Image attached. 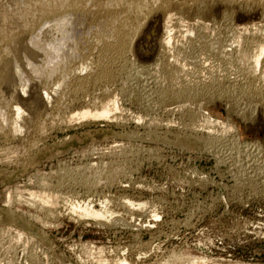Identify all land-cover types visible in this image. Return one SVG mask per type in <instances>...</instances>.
Listing matches in <instances>:
<instances>
[{"label":"rangeland","instance_id":"1","mask_svg":"<svg viewBox=\"0 0 264 264\" xmlns=\"http://www.w3.org/2000/svg\"><path fill=\"white\" fill-rule=\"evenodd\" d=\"M240 14L232 20L235 28L250 21L264 24L260 13H250L248 17ZM222 23L216 26L223 27ZM222 27L224 32L225 26ZM152 32L147 35L151 37ZM145 39L138 43L143 46L138 52L147 58L145 43L156 46L158 35L154 43ZM94 46L93 42L94 57L91 56L97 59ZM163 59L159 57L166 62ZM129 60L124 61L126 65L123 63L127 68L111 67L113 72L107 79L73 91L76 93L72 92L73 99L68 100L67 110L55 112L61 116L58 125H52L50 118L44 117L47 120L44 129L34 134L38 142L33 150L31 147L22 151L12 161H0V238H3L0 257L6 255L4 249L13 247L20 264L28 261L29 264H97L100 256L97 247H101L102 256L115 264L120 259H125L126 264H158L162 260L187 264L193 258L220 264H264V130L260 125L248 126L240 115L241 108L249 110L246 104L253 107V102L257 105L256 101H261L263 85L258 84L259 93L244 94L237 89L230 90L231 93L223 88L218 95L221 90L215 86L207 89L212 93L210 98L206 90L199 93V103L204 102L200 107L197 102L187 105L190 111L201 109L198 111L201 114L207 113L221 121L228 118L240 131L239 141H258L262 148L260 154L253 150L248 156L237 148L231 152L233 149L227 141L216 144L214 149L219 151L213 152L203 142L207 133L194 124L192 127L193 112L188 113L186 104L184 107L173 97L166 80L157 77L153 82V78H148L146 83L144 74H134ZM165 65L158 62V69L166 70ZM149 82V87L156 90H163L159 88L162 83L161 87L166 86L170 93L151 102L141 87ZM237 92L241 94L236 95ZM229 93L232 101L227 98ZM107 96L119 98L122 110L117 120L112 117L70 124L63 121L68 110H77ZM241 104L244 107L239 108ZM230 136L232 133L226 135ZM4 144L0 138V146ZM111 163L119 169L115 170L111 182L106 183L110 178L103 180L102 177L104 174L111 177ZM92 166L103 167L101 179H96L98 169L94 171ZM64 168L68 173H63ZM37 173L46 174L63 193L68 192L79 201H90L97 209L100 202L106 203L112 215L101 221L81 219L70 214L62 203L57 213L45 214L22 197L6 203L3 194L7 187L20 195L35 183ZM85 178L89 181L85 182ZM123 200L133 205L122 204Z\"/></svg>","mask_w":264,"mask_h":264},{"label":"bare ground","instance_id":"2","mask_svg":"<svg viewBox=\"0 0 264 264\" xmlns=\"http://www.w3.org/2000/svg\"><path fill=\"white\" fill-rule=\"evenodd\" d=\"M254 12L260 13L264 21V0H0V138L5 141L4 146H0V161H12L22 151L31 147L33 150L38 142L33 138L34 134L44 129L47 118H50L52 125L61 122V116L56 115L62 109L67 110L73 91L102 78L107 79L111 75V67H124V61L128 58L134 71L131 68L130 70L139 76L144 74L145 82L148 78H153V82L157 81V77L165 79L172 88V96L184 107L195 102L200 107L202 102L199 103V93L207 91L208 95L207 89L215 86L217 90H221L217 95L224 89L226 92L228 89V92L237 89L244 94L261 90L257 86L261 84L264 87V24L250 21L241 23L240 27H233V21L240 13L248 17L247 15ZM220 21L225 26H221L226 29L224 32L221 27L216 26ZM152 30L150 37L147 34ZM155 35H158L156 46L145 43V58L138 52L143 47L138 43L144 38L146 42L150 40L154 43ZM93 42L97 59H93V50L91 52ZM161 56L166 62L159 60ZM158 62L161 65L166 63L165 73L158 69ZM149 84L150 82L141 87L144 88V96L151 102L160 95L164 97L163 94L168 92L166 86L161 87L162 83H159V88L163 90H156L151 85L149 87ZM213 93H216V89ZM230 97L231 94L227 98ZM260 99L261 101H256L257 105L253 102V107L246 104L248 111L241 108L242 104L239 108L243 112L237 109L244 123L248 122L251 127L253 124L260 125L264 130V93ZM238 102L237 104L242 101ZM121 110L119 98L107 96L102 101H92V104L88 103L77 110H68L63 121L70 124L73 121L106 120L112 117L117 120V114ZM198 111H192V127L194 124L200 131L207 133L202 141L209 144L211 151H219L214 149L216 144L228 141L233 153L236 148L248 156L255 150L259 151L258 154L261 153L262 148L258 141H239L240 131L236 123L228 118L221 121ZM230 133L232 136L226 137ZM91 168L94 171L98 169L96 166ZM116 168L115 165L110 170L111 177L103 175V180L110 178L106 179V183L111 182L119 169ZM64 172H67L66 169ZM97 172L96 179H101L103 167ZM45 175L35 174V183L20 195L10 187L4 189L3 198L6 203L22 197L35 209L45 211V214L57 213L62 203L70 214L81 219L95 218L101 221L106 220L107 215H112L106 203L100 202L97 209L90 201H79L68 192L59 190L58 185L52 184ZM88 181L85 178V182ZM121 203L133 205L127 200ZM29 226L32 228L30 224ZM4 250L6 255L0 257V264H20L16 261L13 247ZM97 250L100 254L97 264H115V261L108 262L102 256L101 247H97ZM28 262L25 264H29ZM118 264H126V260L120 259ZM158 264L172 263L162 260ZM187 264L220 263L205 258H193Z\"/></svg>","mask_w":264,"mask_h":264}]
</instances>
